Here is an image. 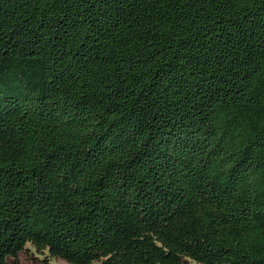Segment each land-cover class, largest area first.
<instances>
[{
  "label": "trees",
  "instance_id": "trees-1",
  "mask_svg": "<svg viewBox=\"0 0 264 264\" xmlns=\"http://www.w3.org/2000/svg\"><path fill=\"white\" fill-rule=\"evenodd\" d=\"M264 264V0H0V264Z\"/></svg>",
  "mask_w": 264,
  "mask_h": 264
},
{
  "label": "rangeland",
  "instance_id": "rangeland-1",
  "mask_svg": "<svg viewBox=\"0 0 264 264\" xmlns=\"http://www.w3.org/2000/svg\"><path fill=\"white\" fill-rule=\"evenodd\" d=\"M29 252L32 253L33 258L29 256L28 253H21L18 257V264H44V257L41 255H37L33 253V249L27 246ZM49 264H68L63 260L60 259H50L48 261Z\"/></svg>",
  "mask_w": 264,
  "mask_h": 264
}]
</instances>
